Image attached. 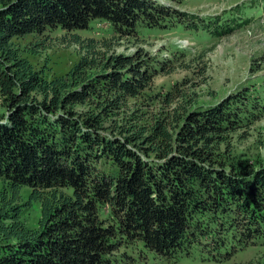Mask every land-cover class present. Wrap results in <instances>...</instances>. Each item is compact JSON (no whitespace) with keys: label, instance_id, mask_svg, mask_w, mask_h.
Listing matches in <instances>:
<instances>
[{"label":"trees","instance_id":"16d2710c","mask_svg":"<svg viewBox=\"0 0 264 264\" xmlns=\"http://www.w3.org/2000/svg\"><path fill=\"white\" fill-rule=\"evenodd\" d=\"M179 16L191 14L157 0H0V264H124L116 253L136 244L171 261L211 225L232 246L264 242V166L223 148L253 120L248 93L192 110L181 102L173 125L147 128L124 110L158 73L140 53L109 54L97 44L110 40L73 33L83 54L48 78L13 41L94 20L132 30ZM34 200L37 228L23 219Z\"/></svg>","mask_w":264,"mask_h":264},{"label":"rangeland","instance_id":"374dc122","mask_svg":"<svg viewBox=\"0 0 264 264\" xmlns=\"http://www.w3.org/2000/svg\"><path fill=\"white\" fill-rule=\"evenodd\" d=\"M157 1L191 17L168 18L157 27L139 23L132 30H117L107 21L94 20L85 30L56 29L13 41L20 53L48 78L66 75L83 54L80 45L72 41L73 33L99 42L110 40L109 48L97 44L109 54L140 53L148 63L159 67L158 73L141 95L128 99L124 110L147 128L158 118L173 125L174 107L181 102L192 110L217 104L230 94L248 93L246 98L254 100L257 106L253 120L231 132L223 148L241 160H250L254 166H264V0ZM223 19L230 24L248 22L219 35L215 30L226 26L219 25ZM167 95L173 101L168 102ZM30 193V188H23L25 200ZM40 217L41 203L34 200L24 211L23 219L28 226L37 228ZM194 232L196 244L171 261L137 244L123 246L116 256L124 264H264L262 240L232 246L230 233L216 225ZM223 242L228 251L221 249Z\"/></svg>","mask_w":264,"mask_h":264}]
</instances>
